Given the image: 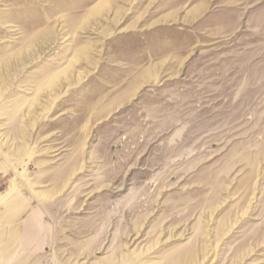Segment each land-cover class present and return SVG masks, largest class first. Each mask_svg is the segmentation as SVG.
<instances>
[{"label":"rangeland","instance_id":"rangeland-1","mask_svg":"<svg viewBox=\"0 0 264 264\" xmlns=\"http://www.w3.org/2000/svg\"><path fill=\"white\" fill-rule=\"evenodd\" d=\"M0 264H264V0H0Z\"/></svg>","mask_w":264,"mask_h":264}]
</instances>
